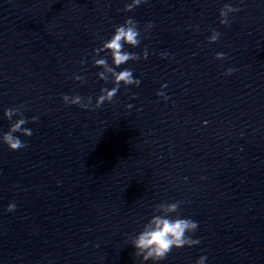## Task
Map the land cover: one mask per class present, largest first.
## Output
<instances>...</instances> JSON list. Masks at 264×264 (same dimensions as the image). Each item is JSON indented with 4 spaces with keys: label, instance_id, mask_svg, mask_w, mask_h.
<instances>
[{
    "label": "water",
    "instance_id": "water-1",
    "mask_svg": "<svg viewBox=\"0 0 264 264\" xmlns=\"http://www.w3.org/2000/svg\"><path fill=\"white\" fill-rule=\"evenodd\" d=\"M131 2L0 0V136L21 106L33 133L18 151L0 139V264H143L132 241L175 201L201 243L160 264H264V0ZM225 4L240 9L227 26ZM128 18L141 43L125 50L149 56L117 71L140 85L95 111L65 104L113 87L92 55Z\"/></svg>",
    "mask_w": 264,
    "mask_h": 264
},
{
    "label": "clouds",
    "instance_id": "clouds-1",
    "mask_svg": "<svg viewBox=\"0 0 264 264\" xmlns=\"http://www.w3.org/2000/svg\"><path fill=\"white\" fill-rule=\"evenodd\" d=\"M142 3H147V0H132L131 3H127L124 11L131 12ZM240 11L239 8L233 7L231 4H225L220 9V24L227 26L229 24V14ZM153 24L149 22L144 32H148L153 28ZM220 33L213 30L211 36L208 38V42L216 43L220 37ZM144 38H147L146 36ZM141 43V30L138 28L137 22L128 18L123 25L117 26L114 34L110 39L103 42L102 47L94 49V55L92 60L94 61V67L102 68L97 75L100 80L108 84L110 81L113 84L111 89L104 87L101 89V94L96 98L95 104L93 105V99L91 96L85 101L84 97L80 95L69 96L63 95L62 99L67 105H76L81 109L95 111L101 108L105 102H112L116 97L121 85L126 89L128 86H139L141 81L134 78L133 71L130 69H124L117 71V69L126 64L129 61H137L140 59H147L149 52L147 48L143 51V56H138L134 53H130L125 50V45L130 47H138ZM101 53H104V58L100 57ZM110 54L112 64L108 62V55ZM169 54L167 52L161 53V58H167ZM225 54L219 52L216 54L217 60H223ZM86 63L85 60H81V64ZM236 69L229 68L224 75H231ZM106 73L108 75H106ZM75 80L84 82L85 78L76 75ZM168 85H162V89L156 93L157 96L161 97L164 101H167L169 97L165 95L163 89L167 88ZM134 98V97H133ZM133 105H127L128 109H131ZM4 116L12 121L14 116H19L7 133L2 134L0 139L5 143L9 150L18 151L26 148L28 145L26 142H22L21 139L15 135L21 133L24 136H32V130L23 127L29 123V119L24 116V112L21 108H8L4 111ZM38 118L32 117L31 122H36ZM184 201H175L172 203H163L158 207L168 213L169 215L161 216L154 214L153 217L143 226V230L136 236L132 241V246L135 249V256L142 257L143 264H147L151 261L152 264H160L164 261L168 255L172 252L173 248L179 249L184 246L192 247L201 243L199 239H193L192 234L198 230V222L193 221L190 218H181V206ZM16 205L9 204L7 211L13 212ZM172 214H175L174 218ZM207 257L201 256L196 264H205Z\"/></svg>",
    "mask_w": 264,
    "mask_h": 264
}]
</instances>
